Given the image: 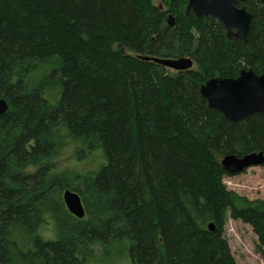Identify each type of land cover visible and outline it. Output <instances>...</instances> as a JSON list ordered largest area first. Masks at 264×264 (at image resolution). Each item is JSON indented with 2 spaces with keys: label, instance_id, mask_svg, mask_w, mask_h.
I'll return each instance as SVG.
<instances>
[{
  "label": "trees",
  "instance_id": "1",
  "mask_svg": "<svg viewBox=\"0 0 264 264\" xmlns=\"http://www.w3.org/2000/svg\"><path fill=\"white\" fill-rule=\"evenodd\" d=\"M160 1L165 10L152 0H0V99L8 104L0 264H87L91 245L122 237L131 264H236L224 237L228 213L264 250V200L228 190L220 164L264 153V114L232 123L199 92L243 69L264 75V3L240 5L252 15L244 44L212 17L186 16L187 0ZM143 57H189L193 67L176 72ZM43 70L46 81L32 88L29 78ZM53 87L55 104L44 94ZM71 140L78 159L85 147V157L99 150L107 164L87 175L51 173ZM65 190L80 196L82 220L64 209ZM48 208L67 229L54 241L33 237L23 253L12 228L37 229Z\"/></svg>",
  "mask_w": 264,
  "mask_h": 264
},
{
  "label": "rangeland",
  "instance_id": "2",
  "mask_svg": "<svg viewBox=\"0 0 264 264\" xmlns=\"http://www.w3.org/2000/svg\"><path fill=\"white\" fill-rule=\"evenodd\" d=\"M152 2L154 6L160 7V5H162L160 0H152ZM162 6V10H165V6ZM47 74L45 70L37 74L34 72L29 78L31 87L34 88L41 82L46 81ZM45 91V98L51 104H55L56 99H58V90L53 87L50 88L49 91L48 89ZM74 143L78 146L80 145L79 142L71 140L68 145L70 147L63 148L57 153V157L52 159L54 167L51 173H64L67 177H72L76 174L87 175L89 173L99 172L101 167L107 164L102 154L103 152L99 150L85 157V147H81L82 153L79 155L78 159L74 150ZM36 170L37 167H30L27 172L35 173ZM222 182L228 190L248 200H264V165L260 167H250L240 174L225 176ZM63 207L66 210L64 205ZM53 213L54 210L48 208L46 212H44V223L35 230L28 229L26 231L23 227H13L9 239L16 244V247L23 253L35 247V242L33 241V237L35 236L40 237L43 241L58 240L61 233L67 229L68 223L62 221L65 216L61 217V219L55 217ZM224 237L228 242L236 264H264V250L260 252L256 248L257 237L253 233L251 227L240 221L231 220L229 218V213L226 215ZM130 245L131 242L123 237L120 239H113L112 241L108 240L107 243H100L98 241L90 247L92 252L88 253L87 264H131L129 254Z\"/></svg>",
  "mask_w": 264,
  "mask_h": 264
},
{
  "label": "water",
  "instance_id": "3",
  "mask_svg": "<svg viewBox=\"0 0 264 264\" xmlns=\"http://www.w3.org/2000/svg\"><path fill=\"white\" fill-rule=\"evenodd\" d=\"M245 0H188L187 11L191 10L196 16L214 17L226 31L229 40L238 39L247 44V36L252 22V15L245 8H237L238 3ZM264 3V0H259ZM167 25L175 26V18L170 14ZM142 60L153 62L162 67L176 72L192 69L191 58L160 59L143 57ZM201 97L208 106L223 117L232 122L242 121L249 116L259 113L264 114V75H257L252 70L243 69L239 75L232 78H211L200 86ZM7 103L0 100V116L7 110ZM221 168L229 175L242 173L250 167L264 165V153L253 152L243 157L235 155L224 156ZM62 201L67 212L78 220L85 217V209L80 196L76 192L65 190L62 193ZM209 231H214L215 225H207Z\"/></svg>",
  "mask_w": 264,
  "mask_h": 264
},
{
  "label": "flooded vegetation",
  "instance_id": "4",
  "mask_svg": "<svg viewBox=\"0 0 264 264\" xmlns=\"http://www.w3.org/2000/svg\"><path fill=\"white\" fill-rule=\"evenodd\" d=\"M258 1H259V0H258ZM245 2H246V0H245L243 3H238V4L236 5V7H237V8H245L244 6H240V5L244 4ZM259 2H260V1H259ZM187 5H188V0H187L186 7H185V13H186L185 15L188 16V15L191 13V14H193L195 17H198V16H196L191 10L187 11V9H186V8H187ZM161 7L163 8V6L160 5V7H159V8L162 10ZM245 10H246V8H245ZM246 11H247V10H246ZM247 12H248V11H247ZM169 15H170V14L167 15V18H168ZM171 15H172V14H171ZM172 16H173V15H172ZM173 17H174V16H173ZM200 17H205V16H200ZM174 18H175V17H174ZM206 18H209V17H206ZM212 18H214V17H212ZM214 19H216V18H214ZM216 20H217V19H216ZM217 21H218V20H217ZM218 22H219V21H218ZM175 25H176V20H175ZM221 25H222V24H221ZM222 27H223V26H222ZM225 33H226V31H225Z\"/></svg>",
  "mask_w": 264,
  "mask_h": 264
},
{
  "label": "bare ground",
  "instance_id": "5",
  "mask_svg": "<svg viewBox=\"0 0 264 264\" xmlns=\"http://www.w3.org/2000/svg\"><path fill=\"white\" fill-rule=\"evenodd\" d=\"M166 24H167V20H166ZM167 26H168V25H167ZM168 27H169V26H168ZM170 28H171V27H170ZM249 29H250V28H249ZM248 33H249V32H248ZM247 37H248V36H247ZM0 100H3V99H0ZM4 101H5V100H4ZM5 102H6V101H5ZM7 106H8V104H7ZM7 110H8V107H7ZM7 110H6L5 112H7ZM5 112H4V113H5ZM4 113H3V114H4ZM3 114H2V115H3Z\"/></svg>",
  "mask_w": 264,
  "mask_h": 264
}]
</instances>
